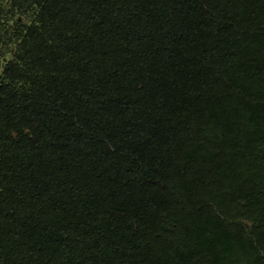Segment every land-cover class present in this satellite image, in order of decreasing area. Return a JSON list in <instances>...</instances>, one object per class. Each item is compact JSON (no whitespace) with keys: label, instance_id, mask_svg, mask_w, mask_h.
I'll return each instance as SVG.
<instances>
[{"label":"trees","instance_id":"obj_1","mask_svg":"<svg viewBox=\"0 0 264 264\" xmlns=\"http://www.w3.org/2000/svg\"><path fill=\"white\" fill-rule=\"evenodd\" d=\"M0 264H264V0H0Z\"/></svg>","mask_w":264,"mask_h":264}]
</instances>
